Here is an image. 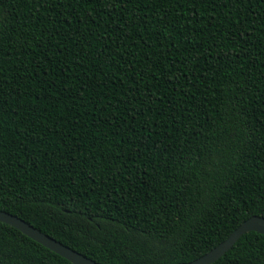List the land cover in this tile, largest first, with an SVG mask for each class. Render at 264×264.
<instances>
[{
	"label": "trees",
	"instance_id": "trees-1",
	"mask_svg": "<svg viewBox=\"0 0 264 264\" xmlns=\"http://www.w3.org/2000/svg\"><path fill=\"white\" fill-rule=\"evenodd\" d=\"M0 211L99 264L264 218V0H0ZM0 264L72 263L0 222Z\"/></svg>",
	"mask_w": 264,
	"mask_h": 264
},
{
	"label": "water",
	"instance_id": "water-1",
	"mask_svg": "<svg viewBox=\"0 0 264 264\" xmlns=\"http://www.w3.org/2000/svg\"><path fill=\"white\" fill-rule=\"evenodd\" d=\"M0 222L7 224L33 241L42 245L46 249L54 252L60 257L66 259L72 264H99L71 248L61 244L55 239L42 233L22 219L13 216L7 212L0 211ZM256 232L264 236V218L261 216H252L242 222L223 242L218 244L203 256L184 264H213L226 254L234 244L246 233Z\"/></svg>",
	"mask_w": 264,
	"mask_h": 264
}]
</instances>
